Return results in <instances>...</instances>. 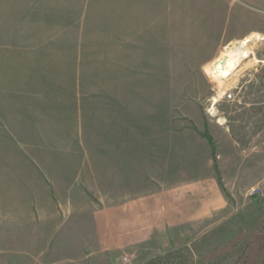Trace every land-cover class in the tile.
Returning a JSON list of instances; mask_svg holds the SVG:
<instances>
[{
  "label": "rangeland",
  "instance_id": "rangeland-1",
  "mask_svg": "<svg viewBox=\"0 0 264 264\" xmlns=\"http://www.w3.org/2000/svg\"><path fill=\"white\" fill-rule=\"evenodd\" d=\"M244 3L0 0V264H26L29 245L41 264L64 223L89 220L107 194L157 190L161 169L178 183L205 174L202 133L218 163L219 119L249 145L264 126V15ZM245 50L240 76L221 70ZM219 187L230 206L207 227L111 264H251L264 253V185L247 200Z\"/></svg>",
  "mask_w": 264,
  "mask_h": 264
},
{
  "label": "crops",
  "instance_id": "crops-1",
  "mask_svg": "<svg viewBox=\"0 0 264 264\" xmlns=\"http://www.w3.org/2000/svg\"><path fill=\"white\" fill-rule=\"evenodd\" d=\"M244 2L254 12L264 15V0ZM241 70L242 67L237 68L235 72L239 73H234L235 76H240ZM210 131L218 144V168L227 191L234 199H254L252 189L264 185V126L246 148L235 139L226 120L219 119L217 127ZM202 140L203 150L198 154L199 159H205V174L199 171L192 180L178 183L173 182L172 170L168 172L167 167L156 172L160 184L157 190L139 192L128 198L123 196L120 200H113L114 195L107 194V197L111 195L112 202L101 207L94 203L89 220L66 227L63 224V236L68 238L57 241L52 253L41 243L40 263L111 264L112 254L124 252L137 257L144 253L148 256L153 249L170 245L172 238L184 232L207 227L230 203L219 187L210 144L203 137ZM169 162L172 165V158ZM165 176H170V180ZM36 252L29 245L26 264L37 262Z\"/></svg>",
  "mask_w": 264,
  "mask_h": 264
},
{
  "label": "trees",
  "instance_id": "trees-1",
  "mask_svg": "<svg viewBox=\"0 0 264 264\" xmlns=\"http://www.w3.org/2000/svg\"><path fill=\"white\" fill-rule=\"evenodd\" d=\"M202 134L205 138H207L209 143L212 146H214L213 138L210 136V134L208 132H204ZM213 156H214L215 170H216L217 175H218L219 184H220L221 188L223 189V191L226 193V188L222 182V177H221L220 171L218 169V163H217L216 154H215L214 149H213ZM255 223L257 225H264V219L257 220ZM153 264H197V263L192 261V260H189V261L188 260H182L179 262H160V261H158V262H154ZM251 264H264V253L261 255L254 256L253 262Z\"/></svg>",
  "mask_w": 264,
  "mask_h": 264
},
{
  "label": "bare ground",
  "instance_id": "bare-ground-1",
  "mask_svg": "<svg viewBox=\"0 0 264 264\" xmlns=\"http://www.w3.org/2000/svg\"><path fill=\"white\" fill-rule=\"evenodd\" d=\"M251 41L250 38H247L245 40L242 41V45L243 46H248V43ZM227 51V50H226ZM249 58V53L247 50H245L242 55H240L237 51H230L228 54H225L223 56V64L221 65V70L229 73L232 72V70H234L235 68H237L238 66H240L241 60L242 59H248Z\"/></svg>",
  "mask_w": 264,
  "mask_h": 264
},
{
  "label": "built area",
  "instance_id": "built-area-1",
  "mask_svg": "<svg viewBox=\"0 0 264 264\" xmlns=\"http://www.w3.org/2000/svg\"><path fill=\"white\" fill-rule=\"evenodd\" d=\"M261 195V190L259 188H255L253 191H252V196H260ZM126 262H128V259H124Z\"/></svg>",
  "mask_w": 264,
  "mask_h": 264
}]
</instances>
